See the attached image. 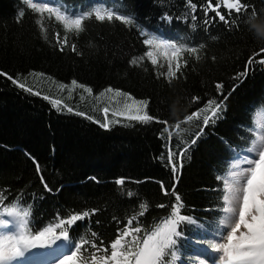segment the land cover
<instances>
[{
	"label": "trees",
	"instance_id": "obj_1",
	"mask_svg": "<svg viewBox=\"0 0 264 264\" xmlns=\"http://www.w3.org/2000/svg\"><path fill=\"white\" fill-rule=\"evenodd\" d=\"M237 1L0 0V219L37 264H136L177 213L156 264L214 251L264 123V0Z\"/></svg>",
	"mask_w": 264,
	"mask_h": 264
},
{
	"label": "rangeland",
	"instance_id": "obj_2",
	"mask_svg": "<svg viewBox=\"0 0 264 264\" xmlns=\"http://www.w3.org/2000/svg\"><path fill=\"white\" fill-rule=\"evenodd\" d=\"M222 3L231 10L240 7L237 0H222ZM257 138L249 154L234 164L235 171L227 181L228 206L223 235L214 251L201 256L200 264H264V123L261 119L257 121ZM13 215L10 225L0 219V239L1 234L8 238V243L0 249V264H23L21 252L28 256V264H37V256L45 258L49 254L45 255L46 252L53 253L52 241L47 236L23 238L25 219L17 212ZM181 219L177 213L147 240L136 264H156L162 247L177 234ZM10 226L15 229L14 243H10L13 241L8 231ZM53 241L58 244L57 240ZM12 244L15 249L10 247Z\"/></svg>",
	"mask_w": 264,
	"mask_h": 264
}]
</instances>
